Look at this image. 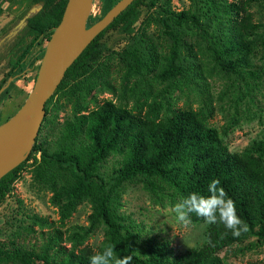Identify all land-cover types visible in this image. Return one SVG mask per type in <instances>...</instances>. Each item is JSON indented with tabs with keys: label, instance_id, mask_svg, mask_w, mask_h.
<instances>
[{
	"label": "trees",
	"instance_id": "16d2710c",
	"mask_svg": "<svg viewBox=\"0 0 264 264\" xmlns=\"http://www.w3.org/2000/svg\"><path fill=\"white\" fill-rule=\"evenodd\" d=\"M116 1L100 0L98 12L88 15L85 26L98 20ZM146 1L132 0L82 49L46 100L42 121L47 113L46 103L58 91L90 93L96 67L107 50L101 37L109 29L131 36ZM36 2L41 7L28 22L34 23L36 36L38 31L50 26L47 38L58 23L66 0ZM149 4L153 5L152 1ZM208 9L210 26L201 23L189 10L175 11L167 7L161 11V26L171 44L163 56L164 64L159 74L166 73L170 77L186 72L180 62L182 39L170 25H192L205 35L207 55L216 67L244 80L246 87V79L258 78L255 58H264V23L260 17L255 18L257 13L264 17V0H210ZM127 53L133 69L145 66L135 51ZM69 83L72 86L65 92ZM158 111L154 100L147 104L143 113L132 112L110 100H103L90 109L83 103L62 122L53 147L35 139L27 157L0 177V201L25 162L32 157V177L49 183L50 201L57 206L59 222L66 220L83 199L90 203L88 222L65 231L41 230L40 243L29 248L15 241L0 242V262L89 264L93 254L114 245L119 258L132 256V264H232L226 261L230 251L243 253L264 244V131L240 151L230 152L224 140L229 125L218 129L208 124L213 111L210 104L203 103L196 109ZM109 155H117V159L107 177L100 173V167ZM57 172L59 177L63 176L58 185L55 183ZM137 177L150 191L163 185L177 202L191 192L207 196L208 184L219 180L228 197L234 200L237 215L247 225V231L234 237L222 223L206 225L193 213L191 222L204 223L203 239L197 246L174 252L163 241L141 238L139 226L116 212V201L111 195V187ZM30 217L40 225L46 223L44 217L36 214ZM99 224L103 230L100 244L94 250L87 245L81 246ZM62 241L69 242V246H64Z\"/></svg>",
	"mask_w": 264,
	"mask_h": 264
},
{
	"label": "rangeland",
	"instance_id": "374dc122",
	"mask_svg": "<svg viewBox=\"0 0 264 264\" xmlns=\"http://www.w3.org/2000/svg\"><path fill=\"white\" fill-rule=\"evenodd\" d=\"M23 1L26 2L18 0L20 4ZM99 1L93 0L92 12L98 11ZM149 1H152L153 5H150ZM149 1L142 7L139 23L131 36L121 35L109 29L101 37L107 50L103 54L102 62L96 67L91 83L93 88L89 94L67 92L72 86L69 83L65 88L68 94L58 91L46 103L47 113L40 124L36 140L45 141L53 147L59 137L62 122L70 117L77 105L87 103V108L90 109L103 100H110L118 106L140 113H143L147 104L153 100L159 108L158 112L167 108L196 109L203 103L210 104L213 111L208 124L218 129L222 125H229L224 140L230 152L240 151L248 142L262 135L264 58H255V73L258 78L246 79V88L244 80L223 73L212 62L207 55L208 43L201 31L192 25H170L182 39L180 62L186 72L182 76L176 74L170 77H167L166 73L159 74L164 64L163 56L168 53L171 44L161 26V11L167 7L175 11L189 10L199 17L201 23L210 26V0ZM1 4L5 7L1 13L10 9V5L4 2ZM259 17L264 23V17L255 14V18ZM131 50L135 51L145 66L139 65L133 69V62L127 53ZM32 82L31 73H28L22 79L12 82L3 92L0 90V122L20 106ZM34 156L37 159L38 152ZM116 159L117 155H109L102 162L100 173L108 177ZM31 161L32 157L25 162L10 190L0 201V242L15 241L26 248L40 243L41 230L57 228L65 231L73 225L85 226L90 212L89 201L83 199L70 216L60 223L57 206L50 201V185L33 179ZM55 175L58 177L55 180L58 185L63 176L59 177L58 172ZM111 188V195L116 201V212L124 214L128 220L139 226L141 238L150 237L163 241L174 252L197 246L202 241L204 223L191 222L185 226L178 222L173 211L177 199L172 197L170 190L163 185L150 191L142 179L137 177ZM32 214L44 217L46 223L38 224L30 217ZM102 231V225H97L81 246L87 245L94 250L103 238ZM62 244L69 246L67 241H62ZM226 261L232 264H264V244L243 253L235 254L230 251Z\"/></svg>",
	"mask_w": 264,
	"mask_h": 264
},
{
	"label": "water",
	"instance_id": "95a60500",
	"mask_svg": "<svg viewBox=\"0 0 264 264\" xmlns=\"http://www.w3.org/2000/svg\"><path fill=\"white\" fill-rule=\"evenodd\" d=\"M132 0H117L98 20L85 26L93 0H66L58 23L46 41L33 84L20 106L0 122V177L23 161L31 150L44 117V105L66 68L90 40ZM40 7H30L6 35L10 38L25 18Z\"/></svg>",
	"mask_w": 264,
	"mask_h": 264
},
{
	"label": "flooded vegetation",
	"instance_id": "af4514ba",
	"mask_svg": "<svg viewBox=\"0 0 264 264\" xmlns=\"http://www.w3.org/2000/svg\"><path fill=\"white\" fill-rule=\"evenodd\" d=\"M1 2L10 5V9L1 13L5 9ZM37 4L41 7V4L36 0H26L21 4L18 0H0V90L2 89V92L12 82L22 79L28 73H31L32 81L35 79L39 61L49 37L46 38V33L50 28V26L45 27L43 31H38L36 36L34 23L28 22V18L35 14L40 7L32 15L25 18V23L14 35L10 38H7L6 35L27 13L29 8Z\"/></svg>",
	"mask_w": 264,
	"mask_h": 264
},
{
	"label": "clouds",
	"instance_id": "9594fccd",
	"mask_svg": "<svg viewBox=\"0 0 264 264\" xmlns=\"http://www.w3.org/2000/svg\"><path fill=\"white\" fill-rule=\"evenodd\" d=\"M208 195L191 192L173 206L176 220L187 226L191 223L190 216L195 214L203 219L206 225L222 223L231 231L234 237L247 231V225L237 215L234 200L228 197L227 192L220 186L219 180H213L207 187ZM114 245H108L97 251L89 258V264H132V256L119 258Z\"/></svg>",
	"mask_w": 264,
	"mask_h": 264
},
{
	"label": "built area",
	"instance_id": "2783aa9c",
	"mask_svg": "<svg viewBox=\"0 0 264 264\" xmlns=\"http://www.w3.org/2000/svg\"><path fill=\"white\" fill-rule=\"evenodd\" d=\"M98 12V11H97ZM97 12H92V8H91V11H90V13L92 14V15H94V14H96Z\"/></svg>",
	"mask_w": 264,
	"mask_h": 264
}]
</instances>
